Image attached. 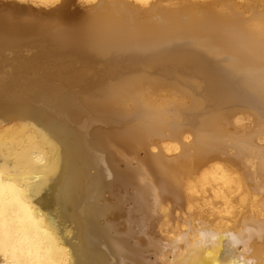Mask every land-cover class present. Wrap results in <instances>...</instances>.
I'll use <instances>...</instances> for the list:
<instances>
[{
    "label": "bare ground",
    "instance_id": "6f19581e",
    "mask_svg": "<svg viewBox=\"0 0 264 264\" xmlns=\"http://www.w3.org/2000/svg\"><path fill=\"white\" fill-rule=\"evenodd\" d=\"M0 264H264V0H0Z\"/></svg>",
    "mask_w": 264,
    "mask_h": 264
}]
</instances>
